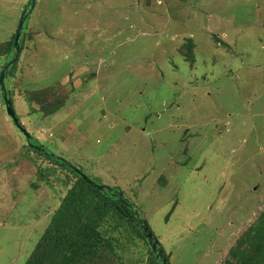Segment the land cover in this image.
I'll list each match as a JSON object with an SVG mask.
<instances>
[{
    "label": "rangeland",
    "instance_id": "1",
    "mask_svg": "<svg viewBox=\"0 0 264 264\" xmlns=\"http://www.w3.org/2000/svg\"><path fill=\"white\" fill-rule=\"evenodd\" d=\"M28 1L0 0V48ZM23 38L6 88L32 138L121 190L170 264L256 257L264 0H38ZM74 182L31 150L0 90V264L32 257ZM129 255L148 264L141 242Z\"/></svg>",
    "mask_w": 264,
    "mask_h": 264
},
{
    "label": "trees",
    "instance_id": "2",
    "mask_svg": "<svg viewBox=\"0 0 264 264\" xmlns=\"http://www.w3.org/2000/svg\"><path fill=\"white\" fill-rule=\"evenodd\" d=\"M23 36L20 42L22 51ZM14 39L15 35L11 42L0 48V57L13 54ZM31 145L39 146L41 151L31 150L71 174L75 182L62 199L39 246L25 264H99L102 261L101 255L107 254V262L114 260L117 264H141L143 258L135 259L130 255L129 260L125 258L140 242L146 246L148 264H157L147 240L133 222L140 220L148 224L130 199L124 196L120 200L121 190L112 188V193L101 192L86 183L63 161L52 158L49 150L35 138ZM251 230L250 246L257 252L256 257L245 258L240 264L264 263V220L261 219ZM233 255L234 258L246 256L238 252Z\"/></svg>",
    "mask_w": 264,
    "mask_h": 264
},
{
    "label": "water",
    "instance_id": "3",
    "mask_svg": "<svg viewBox=\"0 0 264 264\" xmlns=\"http://www.w3.org/2000/svg\"><path fill=\"white\" fill-rule=\"evenodd\" d=\"M38 0H29L20 19L18 28H17V32L15 34V39H14V43H13V54H12V59L6 63V65L4 66L1 74H0V90L2 93V97H3V102L5 105V110L6 113L8 115V117L12 120V122L14 123V126L20 131L22 132V134L25 136L28 144L30 145V147L32 149H36L38 151H41V148L39 146H35V145H31V141L33 140L32 136H30L26 130L22 127V125L20 124V120L17 117V114L15 112V109L13 107L12 101L9 98V94L6 88V78L9 74V70L15 66L20 58L22 49H21V39L25 30V25L27 23V21L29 20L30 16L33 13V10L36 6ZM47 155L50 156V154H48L47 152H45ZM52 158L54 159H58L63 161L66 165H68L70 167V169L72 171H74L77 175H79L81 178H83V180L88 183L89 185H91L92 187H94L95 189L101 191V192H109L112 193L113 189L108 187V186H102V185H98L97 183H95L94 181H92L88 176H86L81 169L75 168L74 166L70 165L68 162L64 161L61 158H58L54 155H51ZM120 195V200H122V198H124L123 193H119ZM139 221V222H138ZM138 221H134L133 223L141 230L143 236L145 237V239L147 240L151 250H152V254L154 255L156 261H160L161 264H169L168 260L164 254V251L162 250V246L159 242V240L154 236L153 232L151 231V229L142 221L138 220Z\"/></svg>",
    "mask_w": 264,
    "mask_h": 264
},
{
    "label": "flooded vegetation",
    "instance_id": "4",
    "mask_svg": "<svg viewBox=\"0 0 264 264\" xmlns=\"http://www.w3.org/2000/svg\"><path fill=\"white\" fill-rule=\"evenodd\" d=\"M52 155V154H51ZM157 264H161V262L160 261H157Z\"/></svg>",
    "mask_w": 264,
    "mask_h": 264
},
{
    "label": "clouds",
    "instance_id": "5",
    "mask_svg": "<svg viewBox=\"0 0 264 264\" xmlns=\"http://www.w3.org/2000/svg\"><path fill=\"white\" fill-rule=\"evenodd\" d=\"M162 250H163V248H162ZM164 251V250H163Z\"/></svg>",
    "mask_w": 264,
    "mask_h": 264
}]
</instances>
